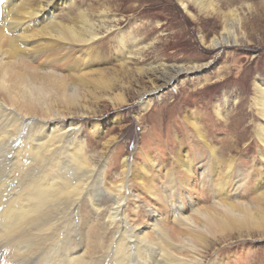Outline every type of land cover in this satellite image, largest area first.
<instances>
[{
	"label": "bare ground",
	"instance_id": "6f19581e",
	"mask_svg": "<svg viewBox=\"0 0 264 264\" xmlns=\"http://www.w3.org/2000/svg\"><path fill=\"white\" fill-rule=\"evenodd\" d=\"M61 1L0 0V264H206L213 238L253 231L264 236V190L232 200L221 172L229 176L237 162L230 157L222 170L223 158L213 147H206L203 156L174 149L172 170L156 169L147 154L154 169L135 162L129 167L124 155L114 181L100 159L116 139L109 137L94 164L82 121L99 114L95 102L109 93L117 105L126 101L123 91H114L118 69L108 66L109 54L116 50L117 66L124 70L137 47L125 44L124 29L117 38L125 50L116 41L110 49L102 46L103 35L120 24L108 0L100 2L97 19L95 11L83 10L58 19ZM177 1L193 17L190 3L200 8L213 4ZM228 14L223 37L237 41L230 20L241 25V17L235 10ZM221 42L220 37L211 39L215 47ZM201 66L162 64L160 74L167 84ZM253 87L252 106L264 120V78H256ZM185 117L187 127L203 138L197 117ZM87 123L98 134L105 121ZM256 138L264 148L263 121L256 125ZM257 172L261 176L262 170ZM95 179L97 194H109L108 204L94 195ZM130 182L137 183V192ZM197 189L216 199L198 207ZM130 205L137 207L133 220L127 213ZM145 215L149 218L143 222ZM91 216L103 226L93 230L94 237L81 230ZM88 249H100L98 258L89 259Z\"/></svg>",
	"mask_w": 264,
	"mask_h": 264
},
{
	"label": "rangeland",
	"instance_id": "374dc122",
	"mask_svg": "<svg viewBox=\"0 0 264 264\" xmlns=\"http://www.w3.org/2000/svg\"><path fill=\"white\" fill-rule=\"evenodd\" d=\"M103 1L106 0L61 1L55 14L58 19H66L83 10L96 13L93 18L97 19V8ZM108 4L112 8L111 14L120 18V24L103 35L102 46L110 49L116 41L118 49L125 50L126 46L117 38L119 29H124L125 44L133 50L137 47V56L124 70H119L116 50L109 54L108 66L118 69L114 91H123L126 101L117 105L109 93L110 96L95 102L99 114L82 121L83 137L88 152L95 156L94 164L98 163L103 142L109 137L116 139L100 159L114 181H118V164L124 155L129 157V167L135 162L154 169L147 154L153 158L156 169L172 170L171 160L177 148H186L189 153L194 150L203 156L208 147H213L223 158L219 162L222 170L230 157L237 162L229 176L221 172L231 189L232 200H243L235 195L253 196L264 190V183H259L264 180V158L261 156L264 148L256 138V125L264 120L252 106L253 82L256 78H264V0H213L209 8L190 3L189 10L195 17L177 0H108ZM230 10H235L241 17V25L230 20L236 29L237 41L232 36L227 40L223 37ZM215 36L222 41L216 47L211 45ZM191 63L202 66L187 74L175 75L174 80L164 84L160 74L162 64ZM189 114L197 117L203 138H198L195 131L187 127L185 115ZM90 120L105 121L98 134L89 129L87 122ZM258 170H262L261 176ZM142 175H145L143 171ZM130 179H135L133 173H130ZM96 183L95 179L94 195L101 196V202L108 204L109 194L107 191L97 194ZM130 184L137 192V183ZM197 190L198 207L216 199L205 197L200 193L201 189ZM131 201L134 203L133 199ZM127 213L132 220L137 218V207L130 205ZM148 218L145 215L142 221L146 222ZM102 227V220L91 216L81 230L92 231L89 235L94 237L93 230ZM213 241L215 244L206 251V264H264L263 234L253 231L217 240L213 238ZM99 254L100 249L94 253L86 250L89 259L98 258Z\"/></svg>",
	"mask_w": 264,
	"mask_h": 264
}]
</instances>
